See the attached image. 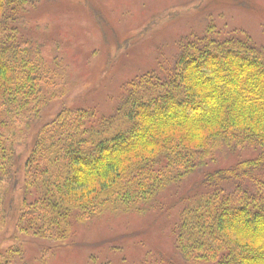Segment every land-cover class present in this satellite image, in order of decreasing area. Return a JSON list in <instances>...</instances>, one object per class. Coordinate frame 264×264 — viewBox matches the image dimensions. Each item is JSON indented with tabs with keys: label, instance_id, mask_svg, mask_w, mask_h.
Segmentation results:
<instances>
[{
	"label": "trees",
	"instance_id": "16d2710c",
	"mask_svg": "<svg viewBox=\"0 0 264 264\" xmlns=\"http://www.w3.org/2000/svg\"><path fill=\"white\" fill-rule=\"evenodd\" d=\"M40 2L0 0V229L61 242L73 224L159 209L198 176L170 204L173 263L264 264V46L209 27L126 82L109 115L62 105L37 126L56 78Z\"/></svg>",
	"mask_w": 264,
	"mask_h": 264
},
{
	"label": "rangeland",
	"instance_id": "374dc122",
	"mask_svg": "<svg viewBox=\"0 0 264 264\" xmlns=\"http://www.w3.org/2000/svg\"><path fill=\"white\" fill-rule=\"evenodd\" d=\"M32 23L56 77L49 87L54 99L37 126L62 105L109 115L126 82L160 74L174 62L180 38L209 27L245 33L264 46V0H41ZM197 180L175 187L145 215L104 214L73 224L61 242L22 240L9 220L0 229V254L6 264H175L171 232L181 205L170 204Z\"/></svg>",
	"mask_w": 264,
	"mask_h": 264
}]
</instances>
